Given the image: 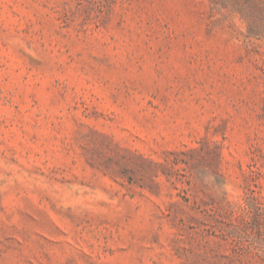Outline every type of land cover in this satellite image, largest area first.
Returning <instances> with one entry per match:
<instances>
[{
    "label": "rangeland",
    "instance_id": "obj_1",
    "mask_svg": "<svg viewBox=\"0 0 264 264\" xmlns=\"http://www.w3.org/2000/svg\"><path fill=\"white\" fill-rule=\"evenodd\" d=\"M0 264H264V0H0Z\"/></svg>",
    "mask_w": 264,
    "mask_h": 264
}]
</instances>
